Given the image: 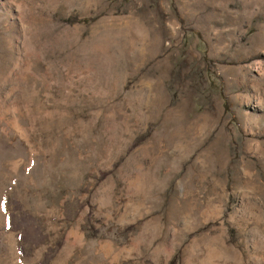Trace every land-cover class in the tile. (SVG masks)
Wrapping results in <instances>:
<instances>
[{
  "label": "rangeland",
  "instance_id": "374dc122",
  "mask_svg": "<svg viewBox=\"0 0 264 264\" xmlns=\"http://www.w3.org/2000/svg\"><path fill=\"white\" fill-rule=\"evenodd\" d=\"M173 257L264 264V0H0V264Z\"/></svg>",
  "mask_w": 264,
  "mask_h": 264
},
{
  "label": "trees",
  "instance_id": "16d2710c",
  "mask_svg": "<svg viewBox=\"0 0 264 264\" xmlns=\"http://www.w3.org/2000/svg\"><path fill=\"white\" fill-rule=\"evenodd\" d=\"M175 260L174 257L171 259L170 264H174Z\"/></svg>",
  "mask_w": 264,
  "mask_h": 264
},
{
  "label": "bare ground",
  "instance_id": "6f19581e",
  "mask_svg": "<svg viewBox=\"0 0 264 264\" xmlns=\"http://www.w3.org/2000/svg\"><path fill=\"white\" fill-rule=\"evenodd\" d=\"M143 177H144V175H143ZM143 177H142V176H141V177H138V176H137V177H135V178H137V180H139L140 178H143ZM145 179H146V178H145ZM140 182H141V181H140Z\"/></svg>",
  "mask_w": 264,
  "mask_h": 264
}]
</instances>
